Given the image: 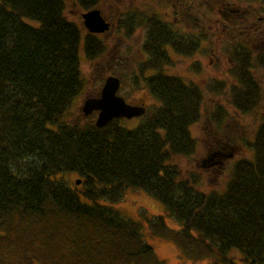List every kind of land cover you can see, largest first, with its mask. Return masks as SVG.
<instances>
[{
  "label": "trees",
  "instance_id": "16d2710c",
  "mask_svg": "<svg viewBox=\"0 0 264 264\" xmlns=\"http://www.w3.org/2000/svg\"><path fill=\"white\" fill-rule=\"evenodd\" d=\"M80 1L86 10L99 0ZM65 4L0 0V264H168L144 239L145 224L113 207L128 188L159 200L179 223L144 216L152 235L177 247L180 264H264V120L252 156L235 163L219 192L174 163L195 151L189 127L202 116V91L182 79L149 77L159 105L133 128L121 119L98 128L95 113L68 119L85 83L81 49L94 59L106 46L88 42ZM237 54H252L236 57L244 89L230 87V103L246 113L259 99L256 82H246L249 65L264 59ZM219 113L220 122L227 113Z\"/></svg>",
  "mask_w": 264,
  "mask_h": 264
},
{
  "label": "rangeland",
  "instance_id": "374dc122",
  "mask_svg": "<svg viewBox=\"0 0 264 264\" xmlns=\"http://www.w3.org/2000/svg\"><path fill=\"white\" fill-rule=\"evenodd\" d=\"M234 1L240 6L251 7L264 18L263 3ZM206 7L208 9L207 5ZM84 11L85 9L80 5H74L72 0H66L64 14L68 20L75 22L81 28L82 35L87 32L83 27L81 18V13ZM215 15H217L216 12H213V15L207 13V23L212 22L211 19H214ZM33 22L37 24L36 21ZM260 24L259 37L255 38L254 42H250L252 52H261L259 51L261 48L259 40H264V22L262 21ZM260 29L263 30L260 31ZM104 45L106 46L105 51L94 59L89 58L81 49L79 65L85 83L68 113V119L70 120L90 116V114L85 116L82 113L83 102L87 97L97 94L105 77L110 74L119 76L122 80V86L118 93L128 102L143 104L147 106V109L159 105V101H156L147 90L148 88L141 74L142 60H145V55H142L143 42H104ZM213 46L219 47L218 42H205L204 57L201 59L205 71L198 75V79L190 70L183 67L184 61L175 60L174 63L172 62L175 67H171V69H177L184 79H194L203 94L201 119L189 127L191 135L196 140L195 151L190 155L176 157L174 163L181 168L184 175L193 174L196 176L199 188L203 190L214 189L221 192L230 180L235 163L241 158L252 156L249 143L254 138V132L258 124L264 120V65L257 61L254 62V65H249L250 78L257 83L256 89H258L259 99L251 110L241 113L230 103L233 99L230 87L235 86L236 90L245 87L243 79L240 78V72L236 70L237 65L229 59L231 56L230 47L227 42H222L219 50H215L217 56H221L220 62H217L215 54L211 51ZM111 54H113V58ZM146 69L145 74L149 77L153 71ZM218 88H221V90ZM222 94H228V96L223 97ZM140 99L142 100L140 101ZM219 109H224L227 113L223 115L220 122L214 120L221 113L218 114ZM91 118L94 123L96 115ZM140 119L139 117L122 118L120 123L126 128H133L139 123ZM210 147L219 149L225 154L221 166H212L214 163L208 164L213 161V159L209 161L206 158ZM215 160L216 158H214ZM64 177L70 183L78 178V176L70 174H65ZM112 205L114 208L122 210L125 216L145 224L142 229L144 239L153 247L156 254L165 259L168 264H180L184 260L172 242L152 235L147 229L145 215L149 217L163 215L169 227H179V223L174 218L166 215L159 200L142 190L128 188L125 190L122 199Z\"/></svg>",
  "mask_w": 264,
  "mask_h": 264
},
{
  "label": "flooded vegetation",
  "instance_id": "af4514ba",
  "mask_svg": "<svg viewBox=\"0 0 264 264\" xmlns=\"http://www.w3.org/2000/svg\"><path fill=\"white\" fill-rule=\"evenodd\" d=\"M72 2L76 6L81 4L80 0ZM95 7L100 9L102 17L109 23V28L100 33L86 32L89 36L88 42H143L142 55H145L146 61L142 60L141 74L148 91L149 77L159 74L166 76L165 78L182 79L185 84L199 88L194 79L182 78L179 71L172 70L171 67H175L172 64L175 60L184 61L183 67L198 79V75L205 71L201 64L205 42H218L219 47L222 42H227L231 55L234 53L235 56V60L231 57L229 59L236 65L237 58L242 61H246L247 57L252 58V54L237 53L251 51L250 42L259 37L260 23L264 22L262 15L249 6L236 4L234 0H99L91 8ZM213 12L217 13L216 17L207 23V13L213 15ZM259 41V51L263 53L264 59V40ZM219 47L211 48L217 62H220L221 56L218 57L215 50H219ZM111 57L113 58V54ZM151 61L156 63L155 67H149V64L152 65ZM146 68L153 71L149 77L145 74ZM237 68L238 65L236 70H239ZM250 80V77H246L247 84ZM120 81L121 88L122 80ZM224 156L221 150L210 147L206 158L209 161L213 159L208 164L221 166Z\"/></svg>",
  "mask_w": 264,
  "mask_h": 264
},
{
  "label": "water",
  "instance_id": "95a60500",
  "mask_svg": "<svg viewBox=\"0 0 264 264\" xmlns=\"http://www.w3.org/2000/svg\"><path fill=\"white\" fill-rule=\"evenodd\" d=\"M81 16L84 27L91 33H100L109 28V23L104 20L99 9H90ZM119 87V77L110 74L105 77L98 95L84 100L81 111L85 116L96 112L94 122L96 127L102 128L113 119L131 118L144 113V105L128 103L118 95ZM75 183H80V179H77Z\"/></svg>",
  "mask_w": 264,
  "mask_h": 264
}]
</instances>
